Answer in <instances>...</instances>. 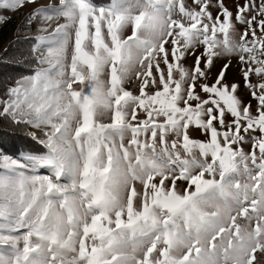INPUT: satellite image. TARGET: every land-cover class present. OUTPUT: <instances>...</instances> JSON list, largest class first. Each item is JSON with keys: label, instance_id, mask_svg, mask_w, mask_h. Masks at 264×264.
<instances>
[{"label": "snow or ice", "instance_id": "6c2138e0", "mask_svg": "<svg viewBox=\"0 0 264 264\" xmlns=\"http://www.w3.org/2000/svg\"><path fill=\"white\" fill-rule=\"evenodd\" d=\"M25 8L0 120L41 148L0 155V264H264V0H0V24Z\"/></svg>", "mask_w": 264, "mask_h": 264}, {"label": "trees", "instance_id": "16d2710c", "mask_svg": "<svg viewBox=\"0 0 264 264\" xmlns=\"http://www.w3.org/2000/svg\"><path fill=\"white\" fill-rule=\"evenodd\" d=\"M107 2L96 0L98 4ZM20 25L21 20L0 24V47L7 41V45L0 49V81L27 75L33 67L30 49L35 41L28 38V33L21 31ZM27 129L23 125L14 126L0 120V155L17 156L21 152L39 150L41 146L27 135Z\"/></svg>", "mask_w": 264, "mask_h": 264}, {"label": "rangeland", "instance_id": "374dc122", "mask_svg": "<svg viewBox=\"0 0 264 264\" xmlns=\"http://www.w3.org/2000/svg\"><path fill=\"white\" fill-rule=\"evenodd\" d=\"M40 2L45 4V2H43V0H40ZM228 2L230 4V6H231V0H228ZM27 11H28V8H25L20 13L11 14V13L5 12L4 15H10L11 16L10 20H14L15 23H17L18 21L22 20L23 13H26ZM21 31L29 34L28 29H26V28L22 27ZM10 37H11V35H9V38ZM6 45H7V41L3 42V44L0 47V49H2ZM223 63H225V61L218 60L216 62V65L211 69L210 75L214 76L219 71V69L222 67ZM227 79H228L229 82L239 81V79H240V72H239V69H238V66H237L235 60H233L231 67L227 71ZM241 95L244 96L243 89L241 90ZM245 99L247 100L248 98L245 97ZM27 131L28 132L32 131V129L28 128ZM2 155H4V154H2ZM8 156H12V155H8ZM12 157H19V155L12 156ZM41 174H46V172L42 171Z\"/></svg>", "mask_w": 264, "mask_h": 264}, {"label": "bare ground", "instance_id": "6f19581e", "mask_svg": "<svg viewBox=\"0 0 264 264\" xmlns=\"http://www.w3.org/2000/svg\"><path fill=\"white\" fill-rule=\"evenodd\" d=\"M43 2H45V4H47L50 2V0H43ZM43 172H46V170H44Z\"/></svg>", "mask_w": 264, "mask_h": 264}]
</instances>
